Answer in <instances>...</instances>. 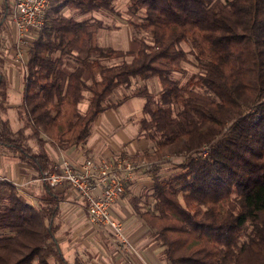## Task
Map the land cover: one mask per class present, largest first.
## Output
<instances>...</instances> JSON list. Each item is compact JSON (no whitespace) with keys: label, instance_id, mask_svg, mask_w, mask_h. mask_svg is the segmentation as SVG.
I'll return each instance as SVG.
<instances>
[{"label":"trees","instance_id":"16d2710c","mask_svg":"<svg viewBox=\"0 0 264 264\" xmlns=\"http://www.w3.org/2000/svg\"><path fill=\"white\" fill-rule=\"evenodd\" d=\"M112 3L50 0L28 47L16 129L1 115L9 83L0 52V149L40 176L53 169L46 143L77 145L99 113L140 96L139 135L152 148L136 158L184 153L179 171L153 174L156 212H140L169 264H264V0H128L132 11H145L131 25L150 35L149 41L132 34L128 50L97 44V30L114 25L64 14L108 10ZM11 5L5 0L0 32ZM190 55L198 66L182 82L173 74ZM110 58L120 61H100ZM134 77H156L160 89L107 100ZM86 100L81 113L77 105ZM42 183L47 196L34 204L0 181V264H70L57 236L62 196Z\"/></svg>","mask_w":264,"mask_h":264},{"label":"crops","instance_id":"0c3cea01","mask_svg":"<svg viewBox=\"0 0 264 264\" xmlns=\"http://www.w3.org/2000/svg\"><path fill=\"white\" fill-rule=\"evenodd\" d=\"M12 1L9 0L10 5ZM114 1L108 10L78 14L71 9H65L64 14L73 15L79 21L96 18L103 20L106 25L113 26L115 20L112 11L118 6L117 4L114 5ZM4 3L5 0H0V13ZM5 22L8 25V34L4 35L5 43L3 41V46L5 48L2 44L0 47L4 61L2 72L9 83L8 108L5 114L10 112L16 117V109L22 98L24 65L27 60L28 47L32 41L30 36L34 34L25 35L23 45H20L9 14H7ZM114 26L99 29L97 34L99 44L115 49H129L132 35L131 27ZM121 28H123L124 33H122ZM24 41L29 43L25 45ZM18 49H20V54L17 53ZM143 104L142 97L131 96L117 107L105 109L95 119L89 137L77 145L63 149L47 143L46 148L53 163L64 159L79 163L88 156L119 157L120 155H127L136 157L144 151H150L151 143L140 136L138 130V121L143 115ZM36 178L37 174L33 168L21 163L11 153L0 149V181H8L14 184L28 199L31 198L32 203L33 200L37 203L38 199L42 200L47 196L42 181L35 180ZM152 186L153 175L140 169L125 183L124 194L112 206L114 215L123 221L129 242V246L123 248L117 246L116 238L109 229L101 228L89 222L85 201L76 191L66 186L53 187L52 191L62 196L59 202L58 215L61 228L57 236L69 263L169 264L163 255L160 242L140 214V212L151 207L150 202H153ZM2 192L3 187L0 185V193Z\"/></svg>","mask_w":264,"mask_h":264},{"label":"built area","instance_id":"2783aa9c","mask_svg":"<svg viewBox=\"0 0 264 264\" xmlns=\"http://www.w3.org/2000/svg\"><path fill=\"white\" fill-rule=\"evenodd\" d=\"M49 5L50 0L12 1L9 18L20 45H23L25 35L36 34L44 26ZM17 53L20 54V49ZM152 167V161L131 156H88L79 163L65 159L57 161L51 171L44 172L38 179L46 181L52 187L68 185L76 191L85 201L89 222L109 229L119 247L123 248L128 247L129 242L123 222L114 215L112 206L124 194L125 183L136 171L150 170Z\"/></svg>","mask_w":264,"mask_h":264},{"label":"rangeland","instance_id":"374dc122","mask_svg":"<svg viewBox=\"0 0 264 264\" xmlns=\"http://www.w3.org/2000/svg\"><path fill=\"white\" fill-rule=\"evenodd\" d=\"M115 4H117L118 6H116L114 8V10L112 11V12H114V14H113L114 15V20H115L114 25H118V26L122 25V26L131 27L132 34L136 33L138 36H144L145 38H147L150 41V35L147 32H144V31H139L138 32L136 27H133V24L131 25V23H130V21H133V20H135L136 22H140L143 19V17H144L145 11L143 9H140V10H138L136 12L132 11L128 7V0H116V1H114V5ZM117 9H120V10L117 11ZM99 29L97 30V33H96V40H97V44L98 45L103 46V45L99 44V42H98L97 34H98ZM2 30L3 31L0 34L1 35L0 38H2L1 44L3 46V41L5 43L4 35L8 34L7 33L8 32L7 23L4 25ZM121 31H122V33H124L123 28H121ZM35 36H36V34L31 35L30 36L31 37L30 40H33L35 38ZM28 43H29L28 41H25L24 44L27 45ZM181 46L185 50H189L191 48L190 44L187 43V42H182ZM3 47L5 48V46H3ZM189 59H190L189 62H186V63L182 64L183 65V71L180 72V73H174L173 77H175V78H177V79H179L180 81L183 82L185 79L188 78V76L192 72H194L196 70V68L198 66V60L196 58H194L192 55L189 56ZM100 61H101V63L103 65L108 66V65H111V64H114V63L120 61V58L102 59ZM97 78H99L98 75H97ZM143 87H146L151 92H156V91H158L160 89L159 80L156 77L149 78V79H140L138 77L131 78V80H130V82L128 84H121V85L117 86L116 88H114L112 90V92L108 95L107 100H109L111 102L119 100L122 96L127 95V94L131 93L132 91H136L139 88H143ZM85 95L88 96L89 93L85 92ZM157 99H159V97H157ZM143 100H144V98H143ZM87 106H88V100H86L84 102H80L77 105V107H78V109L80 110L81 113L85 112V110L87 109ZM1 115H2L3 118H7L8 119L9 124H10L12 129H16V128H18V127H20L22 125V122L18 120L17 115L15 117V115L14 116L11 115L10 112L6 113V114L3 113ZM94 121H93V123H94ZM93 123H92L91 128H90V134L92 132ZM87 137H89V136H87ZM30 143L34 144V141L30 140ZM151 148H152V144H151ZM203 150H204V148L200 149L201 152ZM192 154H194V153H192ZM122 156H127V155H122ZM113 157H116V156H113ZM183 159H184V153L173 154V155L172 154H163L160 159L152 160L153 161V167L150 170H144V171L146 173H148V174H152V175L156 174V176L160 175V177H164V176H167L169 174H173V173L179 171V168L176 167V166ZM146 161H151V160H146ZM38 178H39V176H37V178L35 180H39ZM41 181H44V180H41ZM63 186H66L67 188H70L68 185H63ZM57 187H60V186H57ZM3 192H4V190H3ZM152 197H153L152 198L153 202L152 203L150 202V206L151 207L146 209L145 211L156 212V209L154 207V205H155V197L153 196V194H152ZM29 200H31L30 197H29ZM33 203L35 204L36 202H34V200H33ZM86 210H87V208H86ZM97 226H99V225H97ZM99 227H101V226H99ZM101 228H104V227H101ZM116 242H117V240H116ZM160 244H161V242H160ZM117 246H118V244H117ZM161 246H162V249L164 250V246L162 244H161ZM84 257H85V255H84ZM79 264H82V263H79Z\"/></svg>","mask_w":264,"mask_h":264}]
</instances>
